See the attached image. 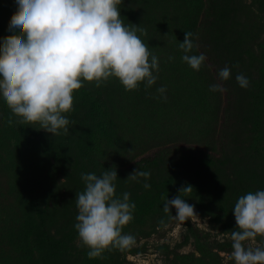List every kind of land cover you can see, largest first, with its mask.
Returning <instances> with one entry per match:
<instances>
[{
    "label": "rangeland",
    "instance_id": "obj_1",
    "mask_svg": "<svg viewBox=\"0 0 264 264\" xmlns=\"http://www.w3.org/2000/svg\"><path fill=\"white\" fill-rule=\"evenodd\" d=\"M118 8L158 57L155 85L84 81L64 114L69 131L54 136L19 123L0 99V264H234V205L264 190V0H123ZM15 10L0 0V58ZM185 32L195 34L192 54L207 57L199 71L181 59ZM225 66L231 78L221 82ZM217 83L226 91L211 92ZM159 87L166 100L156 98ZM115 168L116 194L136 206L122 232L136 242L90 259L74 227L81 175ZM136 168L150 172V189L127 179ZM187 185L194 190L181 195L197 217L178 222L163 204ZM245 245L264 248V236Z\"/></svg>",
    "mask_w": 264,
    "mask_h": 264
},
{
    "label": "clouds",
    "instance_id": "obj_2",
    "mask_svg": "<svg viewBox=\"0 0 264 264\" xmlns=\"http://www.w3.org/2000/svg\"><path fill=\"white\" fill-rule=\"evenodd\" d=\"M15 4L16 19L9 39L2 46L0 58V99L19 117V123L39 124L40 129L58 135L68 132L70 121L64 115L72 110L73 92L83 82H95L99 87L116 78L125 90L131 91L141 83L145 88L156 84L158 57L137 35L143 29L121 19L118 8L123 0H5ZM194 33L185 32L179 48L182 61L199 71L207 57L192 54L196 48ZM171 59V58H170ZM221 82L231 78L225 66L219 70ZM235 79L241 88L250 81L243 74ZM211 92H225L222 83L210 85ZM157 99L166 100L167 89L159 87ZM11 124V119L9 120ZM147 183L150 172L138 168L127 179ZM85 183L76 194L77 223L74 225L88 257H100L108 248L124 250L135 244V237L122 229L133 219L135 204L130 194H116L117 170H104L101 175L82 174ZM191 185L182 187L172 199L166 198L163 212L171 213L178 222L197 217L195 206L184 198L193 191ZM184 194V196L181 195ZM236 229L231 231L234 264H264V248L248 247L246 241L264 236V190L241 196L232 210Z\"/></svg>",
    "mask_w": 264,
    "mask_h": 264
}]
</instances>
